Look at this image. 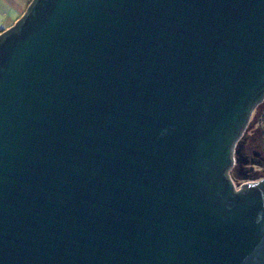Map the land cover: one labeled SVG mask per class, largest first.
Wrapping results in <instances>:
<instances>
[{"label":"water","instance_id":"water-1","mask_svg":"<svg viewBox=\"0 0 264 264\" xmlns=\"http://www.w3.org/2000/svg\"><path fill=\"white\" fill-rule=\"evenodd\" d=\"M264 0H30L0 32V264H264Z\"/></svg>","mask_w":264,"mask_h":264},{"label":"rangeland","instance_id":"rangeland-1","mask_svg":"<svg viewBox=\"0 0 264 264\" xmlns=\"http://www.w3.org/2000/svg\"><path fill=\"white\" fill-rule=\"evenodd\" d=\"M263 105L264 103L252 112L247 129L238 142L241 147L242 144L245 145L241 154L246 158L247 162L244 165H240L234 159L233 165L228 172L235 189H238L244 183L256 182L264 176V141L261 138L263 124L255 120L257 112H260V108Z\"/></svg>","mask_w":264,"mask_h":264},{"label":"crops","instance_id":"crops-1","mask_svg":"<svg viewBox=\"0 0 264 264\" xmlns=\"http://www.w3.org/2000/svg\"><path fill=\"white\" fill-rule=\"evenodd\" d=\"M28 3L29 0H0V32L22 15Z\"/></svg>","mask_w":264,"mask_h":264},{"label":"trees","instance_id":"trees-1","mask_svg":"<svg viewBox=\"0 0 264 264\" xmlns=\"http://www.w3.org/2000/svg\"><path fill=\"white\" fill-rule=\"evenodd\" d=\"M29 1H30V0H29ZM262 103H264V101H263ZM262 103L259 104L257 107L261 106ZM257 107H256V108H257ZM256 108H255V109H256ZM255 109H254V110H255ZM258 113H259V114H258ZM255 120H256V121H259V122H261V123L263 124V128H262L263 131L261 130V132H263V133L261 134V138H262V140L264 141V105L260 108V112H257V116H256ZM246 129H247V127H246ZM246 129H245V131H246ZM245 131H244V132H245ZM244 148H245V145L242 144L241 152L243 151Z\"/></svg>","mask_w":264,"mask_h":264}]
</instances>
